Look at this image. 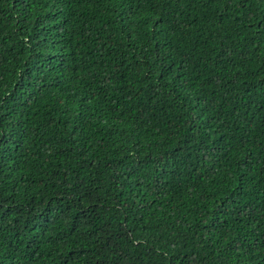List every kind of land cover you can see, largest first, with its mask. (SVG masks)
<instances>
[{"label": "trees", "instance_id": "1", "mask_svg": "<svg viewBox=\"0 0 264 264\" xmlns=\"http://www.w3.org/2000/svg\"><path fill=\"white\" fill-rule=\"evenodd\" d=\"M0 264H264V0H0Z\"/></svg>", "mask_w": 264, "mask_h": 264}]
</instances>
